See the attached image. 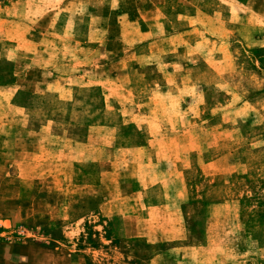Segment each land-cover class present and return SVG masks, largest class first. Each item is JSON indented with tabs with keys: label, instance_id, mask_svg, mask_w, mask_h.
Masks as SVG:
<instances>
[{
	"label": "rangeland",
	"instance_id": "rangeland-1",
	"mask_svg": "<svg viewBox=\"0 0 264 264\" xmlns=\"http://www.w3.org/2000/svg\"><path fill=\"white\" fill-rule=\"evenodd\" d=\"M147 1H138V9L161 17L165 33L134 44L135 51L126 53L148 56L143 63L157 62L135 69L133 62L126 60L133 76L144 74L148 78L134 86L147 92L152 82L164 85L170 72L165 64L175 61L178 69L185 64L178 75L202 86L185 95L179 93L175 100H151L152 108L169 107L163 116L175 129H153L150 135L155 142L169 138L179 142V161H155L163 150L156 144L150 153L139 152V161L131 160V152L117 153V139L133 138L135 133L128 137L123 132L128 130H117V125L129 118L117 112L115 100L108 99L114 91L107 94L104 88L92 86L89 98L81 92L75 95L70 104L75 112L72 117L67 114L73 124L67 126L66 103L59 102L58 118L50 122L49 100H37L33 112L25 114L11 103L13 91L0 89V124L25 131L19 146L0 145V264H264V0ZM10 2L0 0L1 5ZM131 6L125 0H73L76 29L104 30L91 38L107 45L117 40L115 14L131 10ZM103 8L114 13L102 17L109 13ZM197 13L199 17L189 19ZM88 15L91 17L86 18ZM188 25L199 31L179 37V32L189 30ZM206 31L228 50L229 65L218 76L204 59L222 53L207 57L201 53V58L198 52L208 46L203 40L195 50L184 45L177 49V44H189L203 36L208 41ZM3 46L7 50L12 44ZM11 54L15 60L23 55L16 50ZM120 54L124 55L107 47L102 53V64L106 65L97 69V75L92 68L91 75H117ZM6 69L3 66L0 70ZM179 82L170 85V90L177 93ZM80 89L83 87L75 92ZM48 122L50 132L44 129L37 134L32 130ZM98 125L112 130L91 132L90 146L83 150L67 140L73 136L81 139V133L86 136L89 127ZM147 133L138 132V139ZM53 134L59 138L51 137ZM1 135L6 138L4 131ZM104 141L106 147L101 145ZM8 149L11 155L6 157ZM220 156L228 159L219 163V173L205 177L209 171L203 165ZM145 159L150 161H140ZM143 186L156 190L153 202H162L165 189L169 191L166 200L182 203L185 240L147 243L138 236L140 219L147 214L145 209L133 210L139 208L134 202L139 203L141 196L135 194V201H130L127 193ZM151 194L147 192V196ZM147 219L154 222L153 215Z\"/></svg>",
	"mask_w": 264,
	"mask_h": 264
},
{
	"label": "crops",
	"instance_id": "crops-1",
	"mask_svg": "<svg viewBox=\"0 0 264 264\" xmlns=\"http://www.w3.org/2000/svg\"><path fill=\"white\" fill-rule=\"evenodd\" d=\"M114 1L117 3V0ZM125 1L132 4L131 10H126V12H122L121 14H115V16H117V25L114 24V28L117 31V40L114 38L110 40L107 45H105L101 39L91 38V35H95V33L100 34L102 31L100 28L93 31H91L90 28L88 29V27L76 29V17L72 10L73 0H11L8 4L1 5L0 3V69L3 66L7 68L4 72L0 70V89L12 90L11 103L15 108L22 110L25 114L33 112L32 109L36 105L37 100H49V111H51L50 115L52 116V118H48L50 122H53L51 119H55V117L58 118L59 102L67 104L66 114L64 115L69 114L72 117L73 112H75V108L71 106L72 99L75 95H79L80 92L82 96L85 95V97L89 98L90 88L92 86L104 88L106 92L108 91L107 94L109 91H114V94L107 96L108 99L115 100L117 112L121 111L120 115L128 116L129 118L121 122L119 126L117 125V130H128L129 132L123 131L125 132V136L128 137H132L135 133L133 138H125L120 141L117 139V153L121 151L127 153L131 152V156L133 157L131 160L137 159L139 161L137 158L139 152L144 153V151H147V153H150V148L154 147L156 144V146L160 145L163 150L161 151V158L155 161H163L166 162V164L173 162L175 159L179 161L178 158L181 156V152L178 150L180 147L179 142L171 138L155 142L156 139H153L150 135L153 129L157 131L175 129V124L171 120L165 123L166 119L163 116L164 113H169V111H166L169 107L152 108L151 100H161L166 97L175 100L180 97L179 93L182 92V94L185 95L186 91L188 92V90L193 88H201L202 86H198L199 84L195 85V82L191 83V80L187 79L185 75H178L179 70L181 72L184 71L185 64L182 66L180 65L181 69H178L179 63L176 61L165 64V67L169 68L170 72H167V75L164 77V85L162 83L158 84L152 82L151 85L149 84L151 89L147 92L146 90H138L137 87L134 86L135 83L138 82L146 83L148 78H146L144 74L138 77L136 75L133 76L130 73V69L132 68L128 70L126 60L133 62L135 69L148 65H157V62L143 63V59L148 58V56L138 55L134 52L130 56H126V53L135 51L133 45L146 42L149 37L164 36L165 26L163 22L160 21L161 17L156 16L155 13H142L138 9L137 2H141V0ZM153 1L154 0H148L147 2L151 3ZM157 2L163 3L165 0H158ZM110 8L109 10L103 8V11H109V13L105 12L101 16L111 17V13L114 12H111ZM112 9L115 10L116 8ZM76 15H78V13ZM90 17L91 15H88L86 18ZM179 17L182 16L179 15ZM186 17L187 16H183L182 18L186 19ZM196 17H199V13L189 16V19H195ZM188 28V31L179 32L178 36L187 37L199 31L195 26L193 29L192 25H188ZM77 31L79 32L77 33ZM103 31L102 33L105 32ZM166 32L168 35L172 34L170 31ZM204 33L208 41L204 40L203 36L192 43L189 42V44L179 43L177 44V49L180 48L181 45H184L195 50L199 45L201 47V43L204 41L208 46L206 47L207 49L203 48L202 51L204 52H198L201 58L203 54L207 57L208 54L211 53L212 55L213 52L222 53L219 55L220 57L217 56L212 59V57L208 56L210 60L204 59L208 68L218 76L224 71L225 67L229 65L227 61L228 50L226 46H221L223 43L217 41V38L215 39L213 34L209 35L207 31ZM74 34L76 35L75 37ZM6 43L12 44V47L7 49L9 50V52H7L8 55H6L7 53H2L7 51L3 46ZM172 45H174V43H172ZM107 47L108 49L112 47V49L117 52H123L124 55L120 54L119 60L117 61V75H105V77L97 78L95 76L98 74L97 69H101L106 65L102 64V60L104 59L102 53L107 50ZM14 50L23 53V55H21L22 57L17 60H15L13 56L11 57V51ZM174 50H176V48H174ZM136 66L138 67L136 68ZM86 67L89 69H86ZM92 68L96 69L94 76L91 75ZM135 77H137V80H134ZM177 81L180 82L177 84V93H175V91L170 90L169 86L175 84ZM81 87H83V89L75 92L77 88ZM98 93L99 92H97V94ZM139 101H145V103L139 104ZM120 105H122V107ZM164 108L165 112H163ZM108 109L112 110L111 107H108ZM50 122L45 125H40L37 128H32V130H35L37 134L41 133L44 129L50 132L52 130ZM66 124L67 126L73 124L68 115ZM163 126H165V128ZM53 128H56V126H53ZM22 129L23 128L13 129L12 125L0 124V131H4L6 135V138H3L2 135L0 136V145L4 144L5 146L6 143L7 146L10 147L19 146L18 142L22 141L25 137V131L24 129L22 131ZM73 129L74 128H71V130ZM107 129L112 130L106 126H92L88 128L86 136L83 135L81 139H75L79 142L74 140V136L72 140H67L72 142L73 145L75 144L76 148L83 150L84 147L90 146L88 145V139H90L91 132L102 133L106 132ZM212 129L213 127L211 130ZM140 131L148 132V136L143 139H138V132ZM16 134L17 140L15 138ZM51 137L59 138L55 134L51 135ZM99 141L102 140L99 139ZM101 145L102 147H106L105 141ZM171 147H173V150H170ZM10 151V149L5 151L6 157L11 155L9 154ZM145 154L142 155L144 156ZM77 155L75 157H78ZM80 156L83 157V152L80 153ZM224 158L228 159L223 156L209 159L207 163L203 165V168L208 169L209 172L203 175L210 178L217 175L219 173L217 167ZM97 161H99V158ZM140 161L150 160L145 159ZM246 179L243 178V182ZM152 188V186H143L139 189L133 188L127 193L128 196L131 197L130 201H135V198L132 197L135 194L141 196V198H139V203L134 202L139 208L133 210L135 212H142L143 209H145L147 214V217L140 219L142 231L138 233V236L145 238L144 241L147 243H178L185 240L187 236V224L183 215L182 203L176 205L166 200L165 196L169 191L165 189H162V202H153V199H156L153 197V193L156 190H152ZM147 192L152 194L147 196ZM158 192L161 193L159 189ZM143 196L145 197L144 199L142 198ZM137 199L138 198H136V200ZM122 215L120 211L119 216ZM150 215L154 216V222L157 219L158 222L156 226H154V222H149L151 219H147ZM158 218H160V220H158Z\"/></svg>",
	"mask_w": 264,
	"mask_h": 264
},
{
	"label": "trees",
	"instance_id": "trees-1",
	"mask_svg": "<svg viewBox=\"0 0 264 264\" xmlns=\"http://www.w3.org/2000/svg\"><path fill=\"white\" fill-rule=\"evenodd\" d=\"M84 130V129H83ZM81 132H84V131H81ZM84 135V133H81V136H83Z\"/></svg>",
	"mask_w": 264,
	"mask_h": 264
}]
</instances>
